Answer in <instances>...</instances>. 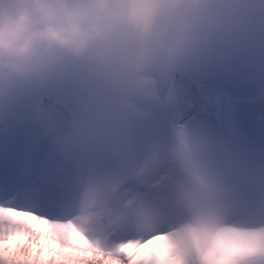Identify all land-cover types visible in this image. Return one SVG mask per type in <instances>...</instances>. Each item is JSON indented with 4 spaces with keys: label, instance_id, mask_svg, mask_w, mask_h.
Listing matches in <instances>:
<instances>
[{
    "label": "clouds",
    "instance_id": "1",
    "mask_svg": "<svg viewBox=\"0 0 264 264\" xmlns=\"http://www.w3.org/2000/svg\"><path fill=\"white\" fill-rule=\"evenodd\" d=\"M258 30L264 31V0H0V76L36 77L47 54L59 52L88 66L83 81L121 92L158 78L170 65L228 66ZM182 164L192 170L191 158ZM181 199L187 231L236 247L220 234L230 207L224 189L190 180ZM0 217L35 236L34 251L21 250L25 264H80L93 255L85 228L64 227L57 237L56 222L34 212L15 209ZM139 223L150 227L147 219Z\"/></svg>",
    "mask_w": 264,
    "mask_h": 264
},
{
    "label": "snow or ice",
    "instance_id": "2",
    "mask_svg": "<svg viewBox=\"0 0 264 264\" xmlns=\"http://www.w3.org/2000/svg\"><path fill=\"white\" fill-rule=\"evenodd\" d=\"M256 42L264 53V34L257 37ZM252 50L251 46L245 45L237 58L250 55ZM221 70L213 62L170 65L158 78L118 93L116 99L123 104L116 109L119 117L117 127L121 132L120 149L128 157L130 167L144 162L145 169L140 176L144 184L156 181L167 187L170 174L174 172L167 162V153L178 131L201 127L215 131L218 127L216 117L200 102V97L204 83ZM88 73L85 63L75 62L63 53L52 52L47 54L38 76L12 88L7 99L0 98V131L33 133L28 150L8 159L0 158V168L4 173V178L0 179V213L21 209L16 202L25 198L34 201L37 210L33 212L37 216L54 221L58 211L55 190L41 187L38 193L29 191L34 181L26 169L28 165L43 161L49 154L52 131L65 114L60 106L79 93L80 81ZM52 116L55 120L50 119ZM249 160L264 166V152L251 150ZM243 187L249 196L255 197L256 188L251 185ZM64 227L67 226L54 223V234L59 237L60 229ZM223 237L234 241L236 247L222 251L214 242L208 250L205 264H264V229L226 231ZM166 245L164 241H158L146 246L140 241L123 238L109 249L91 244L93 255L81 260L80 264H94L101 260L103 264H120L119 259L113 258L125 256L128 264H164V258L168 256ZM35 246L36 238L30 228L0 217V264H25L21 250L29 247L34 251ZM165 251L167 254L162 256Z\"/></svg>",
    "mask_w": 264,
    "mask_h": 264
},
{
    "label": "bare ground",
    "instance_id": "3",
    "mask_svg": "<svg viewBox=\"0 0 264 264\" xmlns=\"http://www.w3.org/2000/svg\"><path fill=\"white\" fill-rule=\"evenodd\" d=\"M209 87L203 85L204 91L200 102L216 117L218 127L215 131L208 127L178 131L171 146L173 151L167 153V162L174 171L180 170L177 172L181 174L180 179L184 187L190 180H196L225 190L230 207L223 212L225 223L221 226V236L226 231H260L264 229V223L248 229L230 225L229 221L235 208L234 196L224 182L222 173L230 172V167H237L238 161L235 159L253 165L260 171L255 178L256 188L259 192L262 191L264 196V166L260 163L252 164L249 160L251 150L264 152V92H249L245 95L230 93L227 96V104L221 105L216 97L208 92ZM88 99L89 92L86 90L76 105L75 111L78 114L84 112ZM60 107L65 113L64 118L57 124L53 133L74 152L75 164L79 167L77 172L79 184L70 191L69 196L79 201V207L75 213L55 216L53 222L67 227L74 225L87 229L85 234L91 244L104 249L113 247L115 243L120 242V238L140 241L145 245L164 241L168 245V256L164 258V264H205L208 250L214 245L213 239L206 233L187 231L189 219L181 225L161 230L163 216L168 215L171 207L163 198V187L159 182L144 184L140 180L135 181L126 172L115 170L110 165L104 168L85 167L81 163L80 129L68 118L62 106ZM50 119L55 120V117L52 116ZM225 138H231L236 142ZM185 140L195 143L196 150L193 154H189L183 148L182 143ZM14 145L13 131H0V158L7 159ZM186 157L191 158L193 165L198 164L202 169V180L195 176L193 165L191 171L183 166L182 161ZM2 171L0 168V179L4 178ZM232 174H235V169L232 170ZM108 186L114 188L121 186V189L104 210L103 203L112 194V191L107 190ZM144 219L150 222V227L140 226L139 222ZM217 243L222 251L232 250V246L227 243ZM113 259H119L120 264H128L126 256ZM94 264H103V261H95Z\"/></svg>",
    "mask_w": 264,
    "mask_h": 264
},
{
    "label": "water",
    "instance_id": "4",
    "mask_svg": "<svg viewBox=\"0 0 264 264\" xmlns=\"http://www.w3.org/2000/svg\"><path fill=\"white\" fill-rule=\"evenodd\" d=\"M208 92L210 93H212L215 97H216V99L218 100V102H219V104H227V102H228V95H227V93L224 91V90H222L220 87H217V86H210L209 88H208ZM221 104V105H222ZM222 110V109H221Z\"/></svg>",
    "mask_w": 264,
    "mask_h": 264
}]
</instances>
